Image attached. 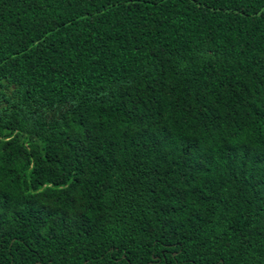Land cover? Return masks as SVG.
I'll return each instance as SVG.
<instances>
[{"label": "trees", "instance_id": "1", "mask_svg": "<svg viewBox=\"0 0 264 264\" xmlns=\"http://www.w3.org/2000/svg\"><path fill=\"white\" fill-rule=\"evenodd\" d=\"M0 264H264V0H0Z\"/></svg>", "mask_w": 264, "mask_h": 264}]
</instances>
